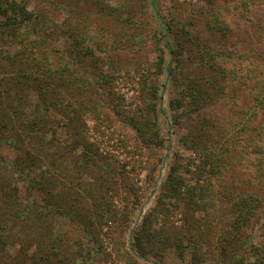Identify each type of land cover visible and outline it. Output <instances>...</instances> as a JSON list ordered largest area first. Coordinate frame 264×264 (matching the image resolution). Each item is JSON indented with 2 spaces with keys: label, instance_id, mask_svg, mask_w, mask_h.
<instances>
[{
  "label": "rangeland",
  "instance_id": "obj_1",
  "mask_svg": "<svg viewBox=\"0 0 264 264\" xmlns=\"http://www.w3.org/2000/svg\"><path fill=\"white\" fill-rule=\"evenodd\" d=\"M6 1L0 0V4ZM11 1L24 4L30 19L13 29H18L17 35L6 29L4 16L0 15L2 58L7 60L8 52L17 60L27 57L37 61L50 56L57 65L64 56L69 59L70 67H63V72L71 76L70 80H75L81 72V63L94 77H99L96 88L91 82L80 81L87 85L89 103L80 107L77 115L86 139L113 162L116 173L114 187L106 191L108 199L104 200L90 201L82 189L84 185L75 182L66 181V185L57 186V190H67L66 196L76 194L79 205L84 208L90 207V203L106 206L105 201L112 202L113 213H105L100 223L96 221L99 215L91 210L87 212L90 220L100 225L95 227L99 243L91 246L88 240L95 228L83 231L82 225L71 219L53 218L50 223L44 220L42 224L49 223L51 231L60 234L62 240L74 248L80 241L84 246H91L90 256L96 257L94 264H156L151 256L145 261L135 254L132 235L161 192L169 166L177 161L178 173L185 184L203 186L209 195L205 199L208 205L222 210L218 223L223 227L228 226L234 216L230 209L233 196L254 194L259 197L260 202L252 207L253 214L233 231L236 245L230 248L233 256L249 264L254 258L250 251L264 246V0ZM186 29L194 37L191 40ZM74 39L82 51L67 50L72 43L76 44ZM168 41L181 52L179 59L184 61L181 64L189 76L201 82H215L218 87L215 91L208 88L210 99L202 100L198 108L191 105L175 108L170 104L181 97L183 88L175 84L167 68L169 62L173 65L176 56L167 48ZM215 51L220 53L215 57L217 67L222 65L226 70L225 76L217 71L216 81L212 78L214 75L204 71L209 65L205 64V58ZM70 55L76 57L77 64L70 60ZM0 63H3L1 58ZM6 68H0V78L4 77L3 72L9 71ZM2 89L0 87V92ZM32 93L30 105L34 104L36 95ZM63 98L68 100L67 96ZM69 105L72 107V101ZM54 115L61 120V114ZM132 121L156 123V142L152 137L146 139L139 135ZM188 126L192 127L193 136L199 128L205 132L208 141L200 139V144L212 156V161L219 157L213 162L215 169L218 168L219 180L210 173L202 150L196 151L185 141ZM57 135L64 141L72 136L62 128ZM10 173L6 194L13 196L16 202L20 199L23 204L42 203L43 193L35 189L28 193L26 184L15 173ZM122 181L128 188L121 185ZM217 189L233 196L220 204L217 200L214 203L212 193ZM166 208V217L160 218L177 227L182 226V220L189 214L199 221L204 215L203 211H192L184 205ZM0 209L7 213L12 206L2 202ZM8 215L10 213L3 218ZM29 216L27 213L26 217ZM108 218L107 224L102 223ZM27 222L17 227H13L10 220L5 223V234L10 237L12 246L6 245L8 252L4 256L0 254L1 264H31L35 236L45 235L47 228L44 232L39 227L41 221L39 226L32 227ZM187 232L188 229L182 232L185 233L182 258L173 248H167L161 264H189L194 251L202 254L198 264H217L221 237L218 241L211 233L194 245ZM37 241L42 242V239ZM225 264H230V260Z\"/></svg>",
  "mask_w": 264,
  "mask_h": 264
},
{
  "label": "trees",
  "instance_id": "obj_2",
  "mask_svg": "<svg viewBox=\"0 0 264 264\" xmlns=\"http://www.w3.org/2000/svg\"><path fill=\"white\" fill-rule=\"evenodd\" d=\"M0 15L4 16L3 24L6 29H10L12 34L17 35L19 34L18 29H13L30 19V13L26 6L11 0L6 1L5 4H0ZM185 32H187L189 40L194 38L188 29ZM74 41L76 44L72 43L67 50L82 51L79 42L76 39ZM166 44L171 54L174 56L176 54V58L174 57L172 60L173 65L169 62L167 68L174 77L175 84L183 88L181 97L170 101V104L175 108L190 105L191 108H198L202 100L210 99L208 88L215 91L218 87L215 82H201L189 76L181 64L184 61L179 59L182 55L181 52L174 49L169 41ZM2 52L4 51L0 49V58L3 61L0 63V68L7 66L6 70L9 71L3 72L4 77L0 78L2 84L0 87L3 88L0 92V171L3 173L0 175V205L3 202L11 205L12 209L7 213L5 211L0 212V254L4 256L5 252H8L6 245L11 244L10 237L5 234V223L8 220L13 223V227L25 225L26 221H28L29 227L39 226L41 221L39 227L44 232L47 228V233L45 235L40 234L39 237L35 236L36 247L30 261L31 264H94L96 257L90 256L91 246L99 243L97 233H95L98 229L95 227H99L98 223L104 219L103 216L111 215L115 207L111 201H105L106 206L90 203V207L84 208L79 205L76 194L70 193L66 196L67 190H57V186L60 183L66 185V181L75 182L79 186L84 185L82 189L90 201L108 199L106 191L114 187L112 182H115L116 179L113 162L103 156L98 148L86 139L80 127L82 121L77 115L79 108L89 103L86 92L87 85L85 86L80 81L86 80L85 82L88 84L91 82L96 88L99 77H94L92 72L84 68L83 63H81V72L74 77L75 80H70L71 76L68 77L63 72V67H70L69 59L64 56L61 57L57 65H54L50 56L37 61H31L27 57L17 60L16 56L9 55L8 52L5 55L7 60H5L2 58ZM219 54L215 51L210 53L208 59L205 58V64L209 65L204 68V71L214 75L212 77L215 78L214 81H216L217 71H222L223 76L226 75V70L222 65H218L220 68L217 67L215 57ZM70 60L73 63L76 62L75 64L78 63L74 55H70ZM32 92H35L36 95L34 104L30 105L29 96H32ZM222 92H225V89H222ZM64 96H67L68 100H64ZM79 96H82L81 100H77ZM184 99L187 101L185 102ZM71 101L72 107L69 108ZM56 113L62 115L61 120L55 118L54 114ZM132 122L139 135L146 139L152 137V141L156 142L158 136L156 123L153 121L152 124L148 121H144V123ZM59 128H62L66 134L72 135L69 140L64 141L57 135ZM199 130L193 136L191 134L193 129L188 126L185 141L190 142L196 151L198 148L202 150L205 157L204 161L210 165V173H213L219 180L220 175L216 172L218 168L215 169L213 163L217 157L212 161L209 152L201 147L200 139H207L208 141V138L201 128ZM8 153L10 156H7ZM262 156L264 159L263 154ZM178 170L179 163L177 161L169 166L166 178L161 184V192L156 196L155 203L142 216L138 227L133 231L132 245L136 250L135 254L145 261L150 260L151 256L154 263L161 264L164 250L173 248L176 255L182 258L181 248L185 237V233L182 234V232L188 229L187 237L194 245L203 236L207 238L211 233L217 237L218 241L221 237L220 249L216 252L217 264H225L228 260H230V264H247L248 262H243L241 257L233 256L230 250L233 245H236V237L233 235V231L239 229L242 223H245L247 218L253 214L252 207L260 202L259 197L248 194L237 198L220 189L215 190L214 194L212 193L215 198L214 203L217 200L220 201V204L233 196V199L230 200V209L232 208L234 216L230 224L223 227L218 223V215L222 214V210H218L213 204L208 205L209 203L205 201L209 196L206 189L201 185L187 186ZM11 171L26 184L28 193H31L33 189L43 193L42 203L23 204L19 201L20 199L16 202L13 196L6 194V189L11 182L9 181ZM121 185L128 188L124 181ZM170 205L173 207L184 205L191 208L192 211L201 210L204 215L199 221V219H194L192 214H189L182 220V226L169 225L166 219L160 217H166L168 210L166 207ZM209 206L213 207L207 208ZM89 210L91 213L94 211L95 214L99 215L100 219L96 220L98 223L95 220H90L91 216L87 213ZM213 212L215 215L211 216ZM8 213L10 215L3 218ZM27 213L31 215L29 218L26 217ZM59 217L79 223L80 226L82 225L83 231L95 228L92 238L88 236V240L93 245L84 246L80 241L74 248L62 240L60 234L52 232L49 223L53 218ZM44 220L49 223L43 225L42 221ZM108 220L110 218L102 223L107 224ZM184 226L185 230L183 229ZM38 239H42V242H38ZM249 254L254 256L249 264H264V246L254 247V250H251ZM201 257V253L194 251L189 264H198Z\"/></svg>",
  "mask_w": 264,
  "mask_h": 264
}]
</instances>
